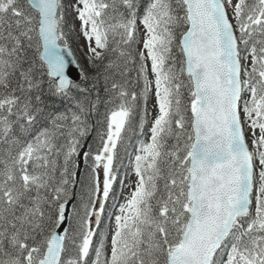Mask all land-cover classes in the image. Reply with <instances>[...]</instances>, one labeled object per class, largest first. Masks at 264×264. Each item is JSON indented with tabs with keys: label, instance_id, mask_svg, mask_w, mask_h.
Segmentation results:
<instances>
[{
	"label": "snow or ice",
	"instance_id": "6c2138e0",
	"mask_svg": "<svg viewBox=\"0 0 264 264\" xmlns=\"http://www.w3.org/2000/svg\"><path fill=\"white\" fill-rule=\"evenodd\" d=\"M0 264H264V0H0Z\"/></svg>",
	"mask_w": 264,
	"mask_h": 264
},
{
	"label": "trees",
	"instance_id": "16d2710c",
	"mask_svg": "<svg viewBox=\"0 0 264 264\" xmlns=\"http://www.w3.org/2000/svg\"><path fill=\"white\" fill-rule=\"evenodd\" d=\"M73 51L75 53L76 59L79 60L81 63H83V57H82V50L78 47H76V45H73ZM132 75L134 76L135 73H132ZM101 112H103V107H101ZM91 140L88 141V143H90ZM133 142H135V137H133Z\"/></svg>",
	"mask_w": 264,
	"mask_h": 264
},
{
	"label": "rangeland",
	"instance_id": "374dc122",
	"mask_svg": "<svg viewBox=\"0 0 264 264\" xmlns=\"http://www.w3.org/2000/svg\"><path fill=\"white\" fill-rule=\"evenodd\" d=\"M80 49L82 50V47H80ZM154 103V100H149V104H148V107H149V109H151V106H152V104Z\"/></svg>",
	"mask_w": 264,
	"mask_h": 264
},
{
	"label": "water",
	"instance_id": "95a60500",
	"mask_svg": "<svg viewBox=\"0 0 264 264\" xmlns=\"http://www.w3.org/2000/svg\"><path fill=\"white\" fill-rule=\"evenodd\" d=\"M79 72V69H74L72 72L73 77H75Z\"/></svg>",
	"mask_w": 264,
	"mask_h": 264
}]
</instances>
